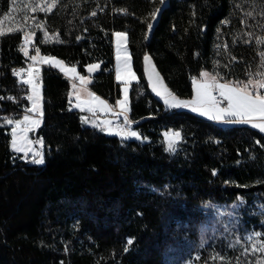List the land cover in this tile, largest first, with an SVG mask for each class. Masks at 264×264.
I'll return each instance as SVG.
<instances>
[{
  "label": "trees",
  "instance_id": "16d2710c",
  "mask_svg": "<svg viewBox=\"0 0 264 264\" xmlns=\"http://www.w3.org/2000/svg\"><path fill=\"white\" fill-rule=\"evenodd\" d=\"M18 1L0 0V20ZM162 1L54 0L33 14L27 57V24L0 34V264H264V249L246 238L264 242V133L166 108L148 93L142 72L147 54L183 99L201 72L223 82L264 79V0H168L147 40ZM116 31L127 34L145 90L138 94L136 82L129 91L131 127L142 140L85 126L69 108L70 81L48 65L35 133L45 162L13 151L5 119L22 113L29 86L3 71L30 61L37 48L82 75L98 62L88 87L113 104L120 98ZM168 130L181 133L175 152L164 146Z\"/></svg>",
  "mask_w": 264,
  "mask_h": 264
},
{
  "label": "snow or ice",
  "instance_id": "6c2138e0",
  "mask_svg": "<svg viewBox=\"0 0 264 264\" xmlns=\"http://www.w3.org/2000/svg\"><path fill=\"white\" fill-rule=\"evenodd\" d=\"M45 10V9H41ZM94 14V13H93ZM153 19H155V15H153ZM152 25H148V28L151 29ZM117 38V60L121 59L120 50L122 47V39L126 37V33L123 32H116L114 34ZM32 39L31 35L28 33L24 34L25 44L30 42ZM24 55L28 56L27 48H21ZM39 48L36 49V52L39 53ZM30 59L32 61L37 60V56H31ZM45 63L52 64L53 66L57 67L61 72L68 73L72 72L75 73V68H66L64 66V62L61 60L56 59L55 57H43L42 58ZM145 61H150V57L146 54L144 57ZM54 62V63H53ZM129 56L125 51L123 57V64L127 69V72L130 76L134 77V73L131 72L130 67H128ZM262 66H264V62H262ZM99 65L96 64H89L87 65V71L89 74L94 72ZM24 69H20L19 71L14 70V74L16 76H20ZM33 68L29 65V78L23 80L22 82L27 85H31V94L28 95L26 98L28 101L31 102V107L26 109V112L32 113V115H24L22 120H15L12 119L7 120V125H14L11 130V148L17 153H23L25 157L28 156L29 153L32 155L31 162L37 165L43 164L44 161V154L40 151H34L32 148V141L28 139L27 133L30 132L33 126H38L41 122V118L43 117V111L41 108V95H40V85L34 82L33 76ZM38 72V70H35ZM201 77L205 78L204 83H197L194 80L195 86V95L192 100H180L178 99L172 92H170L166 86L162 84V81L157 74L156 80L153 81V73L149 72L148 79L151 82V87L154 92L158 96H162L164 103L167 107L176 109V108H187L189 106L192 107V111H199L201 114L205 116H209L211 119L215 121L227 122V123H234L237 122L235 119H226L227 117L233 118H240L239 122L244 123H251L254 119H259L264 121V95L259 93V89H264V79L257 80L255 83L252 80L248 81V84L244 85L243 88L237 86H229L225 83H217L216 77L212 76L211 78L208 77V73L201 72ZM117 80H122L121 77V70L117 68ZM81 85H86L89 81L86 79L85 76L78 77ZM125 85L127 81H123ZM248 85L252 86V90H249ZM72 88L74 92L72 95H75L77 103L75 104L76 108H81L83 104L88 105V111L94 112L95 109L101 108L105 112L111 111V106L107 104V102L101 99L98 96H95L92 93L89 95L92 97L90 101H82L80 99L79 91L75 83L72 84ZM218 89L219 95L214 96L213 90ZM124 97L123 99L117 100L116 105L120 108L119 113H113L118 118L120 116L123 117L125 127H121L119 124L116 125V132L115 134L120 135L124 139L128 138H139V134L133 130H126L130 126V121L128 120L127 115L124 113L127 111V86L124 87ZM226 106H222L225 104ZM39 117V118H36ZM103 124L101 130L109 132L112 134L111 126L113 124L112 121L105 120L103 122H97L94 126L99 127ZM254 127L261 129L264 131V123H257L254 124ZM181 136L179 131L174 133L166 132L165 137L167 140V150L175 152L176 151V144L179 142L178 138ZM36 143H42V141H37ZM129 244L132 243L131 240L128 241Z\"/></svg>",
  "mask_w": 264,
  "mask_h": 264
},
{
  "label": "crops",
  "instance_id": "0c3cea01",
  "mask_svg": "<svg viewBox=\"0 0 264 264\" xmlns=\"http://www.w3.org/2000/svg\"><path fill=\"white\" fill-rule=\"evenodd\" d=\"M116 32H118V31H116ZM116 32H113V33H112V44H114V38L116 37L114 34H115ZM113 51H114V56L116 57L114 47H113ZM32 56H37V60H41V61H43V59H42L43 57H52V56H43V55H39L38 53H36V54H34V55H32ZM56 59H58V58H56ZM58 60H60V59H58ZM61 61H62V60H61ZM43 62H44V61H43ZM53 63H54V62H53ZM46 64L49 65V66H52V67L56 68L60 73H62V74H63L66 78H68V80L70 81V89H69V108H70L71 110H76V111H79V112H80L81 122H82L85 126L93 127V128H95V129H97V130H99V131H101V132H103V133H105V134H107V135H116V134H115V132H116V127H111L112 134H109V132L101 130L102 127H103V124H101L99 127L94 126L97 122H103V121H105V120H108V121L119 120V121H120V120L123 119L122 116H120V117L118 118L116 115H113V113H119V112H120V108L116 105V102L113 103V104H111L110 102H108V101H107L106 99H104L103 97L97 95L95 92H93V91L88 87V84L91 82L92 75H93L95 72H97V71L99 70L100 64H99L98 62L91 63V64L99 65V67H98L94 72H92L91 74H89V72L87 71V66H86V73H85L84 75L80 74V73L77 71V69H76L75 66L67 65V64H65V63H64V66H65L66 68H75V69H76V72H75V73H72V72L64 73V72H61L57 67L53 66L52 64H49V63H46ZM131 64H132V63H131ZM88 65H89V64H88ZM112 70H113L114 80H115V82H117V83L119 84V86L122 85V84H125L123 81H127V84H129V88H128V92H127V97H128V100H127V111L124 113L125 115L129 116V91H130L131 84L136 83V82L138 81V77H137V75L135 74V72L133 71V68H132L131 72H133V73L135 74L134 77L130 76V75L128 74V72H126V74H124L123 70L120 69V70H121V77H122V80H117V78H116V77H117V69H116V67H115V60H114V63H113ZM206 73H207V72H206ZM79 76H85L86 79H87L89 82H88L86 85H81V83H80V81H79V79H78ZM208 77L211 78L212 75L208 73ZM200 78H201L202 81L205 82V78H204V77H201L200 74H199V76H198L195 80L200 79ZM216 82H217V83H225V84H228L229 86H232V87L239 85V87L243 88L242 85L237 84V83H233V82H223V81H219V80H217V79H216ZM73 83L76 84L77 89H80V91H79V95H80V99H81L82 101H90V100L92 99V97L89 95V93H92V94H94L95 96H98V97H100L101 99L105 100V101L107 102V104H108L109 106H111V111H110V112H105L103 109L97 107V108L95 109L94 112H89V111H88V105H87V104H83V105L81 106V108H76V107H75V104L77 103V101H76V97H75V95H72V93L74 92V89L72 88V84H73ZM193 84H194V82H193ZM258 91H259V93H260L261 95H264V90L259 89ZM28 92H29V95H30V94H31V90L29 89ZM40 95H41V108H42V111H43V101H42V90H41V88H40ZM194 95H195V89H194V87H193V93H192L191 97L186 98V99H183V98H179V97H177L176 95H175V96H176L178 99H180V100H192V99L194 98ZM120 99H123V96L121 95V92H120V98H119L118 100H120ZM116 101H117V100H116ZM162 104H163V102H162ZM29 105H30V107H31V102H30V101H29ZM113 106H116V108L119 110V112H115V111H113V109H112ZM163 106H164V104H163ZM222 106H226V104H225V105H222ZM164 107L169 108V107H167V106H164ZM176 109H179V110H186V111L192 112V113H194V114H196V115H198V116H200V117H202V118H204V119L211 120V121L215 122L216 124H218V125H220V126H230V125H237V124H246V125H249V126L255 128V129L259 130L260 132L264 133V131H262L261 129L254 127V124H257V123H264V121H261V120H259V119H254L251 123H244V122H239V119H240V118L227 117L226 119H235V120L237 121V122H234V123H227V122L215 121V120L211 119L209 116H205V115L201 114V112H199V111H195V112H194V111H192V107H187V108H183V107H182V108H176ZM99 113H101V115H99ZM41 124H42V119H41V122H40V124H39L38 126H33L32 130L29 132V134H30L31 140H32L33 142H35V141H34V138H36V137H37V139L40 138V139L42 140L43 153H44V142H43V137H42V136H36V137H35L36 130H38V128L40 127ZM132 124H133V123H130V126H129L126 130H133V131H136V132L140 135V133H139L138 130H135V129H133V128L131 127ZM166 132L174 133V132H176V131H173V130L164 131V132H163V137H164V138H165V133H166ZM140 136H141V135H140ZM10 141H11V137H10ZM10 143H11V142H10ZM10 146H11V144H10ZM13 151H14V150H13ZM21 154H22V153H21ZM23 158L26 159L29 163H32V162L29 161V159H32V155H31V153L28 154V157H25V156L23 155ZM32 164H33V163H32Z\"/></svg>",
  "mask_w": 264,
  "mask_h": 264
},
{
  "label": "rangeland",
  "instance_id": "374dc122",
  "mask_svg": "<svg viewBox=\"0 0 264 264\" xmlns=\"http://www.w3.org/2000/svg\"><path fill=\"white\" fill-rule=\"evenodd\" d=\"M53 1L54 0H19L16 3V6H17L18 10L16 9V11L11 12L10 14H8L7 16L3 17L0 20V34L5 32L7 30V28L10 27L11 25L27 24V25L23 26L22 29L24 30V32L28 33L32 37V33L29 32V30H30V28H33V26H35V21H34L35 17L33 16V14H36L38 12H44L45 10H41V9H48V7L53 3ZM30 42H28L23 47V48L26 47L27 51H28V44ZM121 43H122V47H121V50H120L121 59L118 61L117 60V38L116 37L114 38L113 47H114L115 54H116V57L114 56L115 67H116V69L119 67L120 69L123 70L124 74H126L127 69L125 68V66L123 64V57H124L125 51L127 52V55L129 56L128 67H130V69L132 70L131 57H130V53H129V50H128V47H127V34H126V37L124 39H122ZM195 81L197 83H204V81H202L201 78L197 79ZM252 81L255 83L257 80H252ZM237 84H240V85H242L244 87V85L248 84V82H243V83H238L237 82ZM28 86H29V89L31 90V85H28ZM125 86H127V89L129 88V84L120 85V92H121V95L123 97H124L123 89H124ZM195 86H196V84L194 83L193 84L194 89H195ZM248 87H249V90H252V86L251 85H248ZM262 90H264V89H262ZM159 100L161 102H163L164 106H166L165 103H164L163 97H160ZM189 107H191V106H189ZM11 130L12 129H10V137H11ZM27 135H28V139L30 141H32L29 132L27 133ZM116 136L122 138L120 135L116 134ZM11 139H12V137H11ZM128 139L142 140L140 135H139V138H128ZM34 141L35 142L32 141L33 142L32 143L33 150L34 151H40V152L43 153V145H42V143H36L37 141H42V140L40 138L37 139V137H36V138H34ZM164 146H165V148L167 150L168 145H167L166 137L164 138ZM31 160L32 159H29L30 162H31ZM218 209L220 211H223V209L221 207H219ZM246 238L249 240L250 247L253 250L260 251V250L264 249V242L260 239V237L257 234H254V235L247 234Z\"/></svg>",
  "mask_w": 264,
  "mask_h": 264
},
{
  "label": "built area",
  "instance_id": "2783aa9c",
  "mask_svg": "<svg viewBox=\"0 0 264 264\" xmlns=\"http://www.w3.org/2000/svg\"><path fill=\"white\" fill-rule=\"evenodd\" d=\"M91 16H94V14H91ZM21 45H26L25 44V40H24V36L21 39ZM213 49L217 51L219 49V46H214ZM29 65H31L33 70H34L33 71L34 82L38 83L40 85L41 90H42L43 70L48 65L45 62L41 61V60H36V61L30 60L28 62H25L22 65L10 66L6 71H3V74H9V75L13 76L17 82H22L23 80L29 78V72H28ZM20 69H24V71L21 73L20 76H16L14 74V70L15 71H19ZM1 70H2V65H1V58H0V72H1ZM35 70H38V72L35 71ZM136 89H137L138 94H140V95H144L145 94V90L141 87V85L138 82L136 83ZM28 95H29V92L28 93H24L22 96L26 98ZM213 95L214 96H218L219 95L218 89H214L213 90ZM145 104L147 106H152V99L151 98H146ZM225 104H226V102H225ZM225 104H222V105H225ZM27 108H30L29 103L22 106V113L20 115H18V116L17 115H13V116L7 117L5 119L6 125H7V120L8 119H12L13 121L22 120L24 115H26V114L27 115H32V113L26 112ZM112 109L115 112H119V110L116 108V106H113ZM159 109L160 108H159L158 105H154V110L155 111H159ZM99 115H101V113H99ZM127 117H128V120L131 123L135 122L129 116H127ZM36 118H39V117H36ZM112 122H113V124H112L111 127H116L117 124H119L121 127H125L123 119L120 120V121L119 120H113ZM8 126H10L12 128L14 125H8Z\"/></svg>",
  "mask_w": 264,
  "mask_h": 264
},
{
  "label": "water",
  "instance_id": "95a60500",
  "mask_svg": "<svg viewBox=\"0 0 264 264\" xmlns=\"http://www.w3.org/2000/svg\"><path fill=\"white\" fill-rule=\"evenodd\" d=\"M167 5H168V0H163L161 2V4L159 5V7L156 9V11L154 13L155 19H153V17H152V19L150 21V24L152 25V27H151V29H149V28L147 29V35H146V39L147 40H149L151 38V35H152L155 27L157 26L158 22H159V19L161 17V14H162L163 10L167 7ZM144 57L142 59V72H143V78H144V81L146 83V87H147L148 93L152 97H154L156 99H159L160 97H162V96H158L156 94V92L153 91V89L151 87V82L148 79L149 72L153 73V77H152L153 81L156 80V77H157V74H158L159 77H160V79H161V81H162V84L164 86H166L167 89L170 92H172V90L166 85L165 81L163 80L162 76L160 75L159 71L157 70V68H156V66H155L152 58L149 56L150 57V61L146 62L145 59H144Z\"/></svg>",
  "mask_w": 264,
  "mask_h": 264
}]
</instances>
